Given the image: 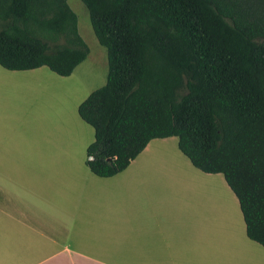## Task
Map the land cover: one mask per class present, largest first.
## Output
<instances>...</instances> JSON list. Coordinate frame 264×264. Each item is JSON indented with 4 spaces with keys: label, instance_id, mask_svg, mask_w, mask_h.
Instances as JSON below:
<instances>
[{
    "label": "trees",
    "instance_id": "obj_1",
    "mask_svg": "<svg viewBox=\"0 0 264 264\" xmlns=\"http://www.w3.org/2000/svg\"><path fill=\"white\" fill-rule=\"evenodd\" d=\"M81 1L108 66L77 108L94 129L90 170L112 176L176 136L195 167L223 174L264 247V0ZM88 51L67 0H0L2 67L68 76Z\"/></svg>",
    "mask_w": 264,
    "mask_h": 264
},
{
    "label": "crops",
    "instance_id": "obj_2",
    "mask_svg": "<svg viewBox=\"0 0 264 264\" xmlns=\"http://www.w3.org/2000/svg\"><path fill=\"white\" fill-rule=\"evenodd\" d=\"M74 70L0 65V264H264L223 174L195 167L176 136L112 176L90 170L94 129L77 108L93 90L37 102L38 86L68 93L52 76Z\"/></svg>",
    "mask_w": 264,
    "mask_h": 264
},
{
    "label": "rangeland",
    "instance_id": "obj_3",
    "mask_svg": "<svg viewBox=\"0 0 264 264\" xmlns=\"http://www.w3.org/2000/svg\"><path fill=\"white\" fill-rule=\"evenodd\" d=\"M67 4L76 14L78 33L87 44L89 51L86 59L75 68V72L71 76V78H69L68 80H59L58 78H54V76H52V78L55 80L49 78V80H52L59 84H69L67 86L68 93L64 94L63 96L52 95L53 99H51L50 95L41 94L40 91L42 87L38 86L37 102L39 105L46 103L51 104L53 103V101L62 105L66 97H68L69 101L75 100L80 97L84 92L94 90L103 85L105 82V76L107 71V53L105 47L102 46L95 37V34L90 24L88 11L81 0H67ZM63 41V38H60L58 42L63 43ZM43 75H45L44 77H47L52 74ZM43 79L38 81L42 82L44 81ZM58 106L61 107L60 105ZM173 138L177 139L176 137ZM167 153L173 152L167 151ZM230 215H232L231 210Z\"/></svg>",
    "mask_w": 264,
    "mask_h": 264
}]
</instances>
